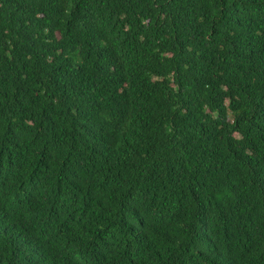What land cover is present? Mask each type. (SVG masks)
I'll return each instance as SVG.
<instances>
[{
	"label": "trees",
	"instance_id": "1",
	"mask_svg": "<svg viewBox=\"0 0 264 264\" xmlns=\"http://www.w3.org/2000/svg\"><path fill=\"white\" fill-rule=\"evenodd\" d=\"M0 264H264V0H0Z\"/></svg>",
	"mask_w": 264,
	"mask_h": 264
}]
</instances>
